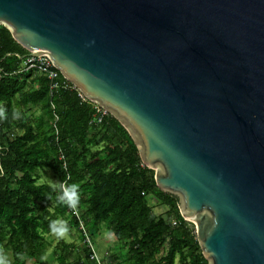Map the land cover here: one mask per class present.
Returning <instances> with one entry per match:
<instances>
[{
	"label": "water",
	"instance_id": "obj_1",
	"mask_svg": "<svg viewBox=\"0 0 264 264\" xmlns=\"http://www.w3.org/2000/svg\"><path fill=\"white\" fill-rule=\"evenodd\" d=\"M127 131L207 264H264V0H0Z\"/></svg>",
	"mask_w": 264,
	"mask_h": 264
},
{
	"label": "trees",
	"instance_id": "obj_2",
	"mask_svg": "<svg viewBox=\"0 0 264 264\" xmlns=\"http://www.w3.org/2000/svg\"><path fill=\"white\" fill-rule=\"evenodd\" d=\"M28 55L0 26V255L8 253L12 264H39L44 236L58 235L55 222L66 217L84 245L75 263L96 264L70 203L62 199L61 153L66 185L74 191L73 203L90 238L104 224L128 244L127 264H207L194 227L180 216L177 198L156 188L154 172L142 164L127 131L109 114L93 123V106L57 71L52 91L46 76L25 72ZM32 107L41 111L36 123L26 115ZM39 172L48 183H38ZM50 172L57 174L56 183ZM150 196L168 208L167 219L152 213ZM62 250L72 253L74 246L63 244ZM64 251L56 256L58 264H67Z\"/></svg>",
	"mask_w": 264,
	"mask_h": 264
},
{
	"label": "rangeland",
	"instance_id": "obj_3",
	"mask_svg": "<svg viewBox=\"0 0 264 264\" xmlns=\"http://www.w3.org/2000/svg\"><path fill=\"white\" fill-rule=\"evenodd\" d=\"M26 115L31 118L34 122L41 116V111L39 107H32L27 112ZM36 123V122H35ZM50 175L53 178L54 183L57 182V174L50 172ZM40 179L38 183H48L46 176L39 172ZM68 189V188H67ZM148 205L151 208V211L156 216H161L164 219H167L168 208L161 205L154 197H148ZM82 209V208H81ZM48 211L53 213V206H50ZM84 211V209L82 210ZM59 227V234H48L44 236L45 240V256L43 258V264H57L53 262V258L61 254L63 244H69L74 246L72 253L65 250L64 253H67V264H77L75 259V254L77 253L80 257L83 255L82 251L84 245L79 240L77 230L74 229L69 222V219L66 217L58 218L55 222ZM191 228H193V225ZM195 231V229H194ZM92 243L93 249L97 256L98 261L101 264H127L129 259L128 254V244L116 239L110 230L104 225H99V230L92 233ZM161 256L157 255V259ZM0 259L3 260L4 264H12L11 256L4 252L0 255ZM27 262V261H26ZM32 260H28L27 264H32ZM176 264H179L178 262Z\"/></svg>",
	"mask_w": 264,
	"mask_h": 264
},
{
	"label": "built area",
	"instance_id": "obj_4",
	"mask_svg": "<svg viewBox=\"0 0 264 264\" xmlns=\"http://www.w3.org/2000/svg\"><path fill=\"white\" fill-rule=\"evenodd\" d=\"M32 70L38 72L41 75L46 76V78L50 82V86H49L50 91H52L53 89L56 88L55 81L57 79V73H56V70L54 69V67H53V65H52V63H51V61L47 55H38L36 57H31L30 55H28L26 62H25V65H24V71L27 72V71H32ZM79 98L83 102H89L80 93H79ZM89 103L93 106V109L95 111L94 116H93V123L98 124L101 122L103 117L108 115V113L106 111H104L101 107L97 106L96 104H94L92 102H89ZM55 134H57L56 129H55ZM58 159L60 161L61 169L65 175V181L61 185V191L63 192L64 195H66L68 192V189H67L68 187L66 185V182L69 181L67 164H66L65 157L61 153H59ZM68 202L71 205L72 214L76 218V220L79 224V230L82 233V236L84 238V244L90 250L89 259L91 261H94L96 264H101L98 261L97 256L95 254V251L93 249V243H92V240L89 236V233L85 230L83 222L80 219V214H79L78 208L74 205L73 201L68 200Z\"/></svg>",
	"mask_w": 264,
	"mask_h": 264
},
{
	"label": "clouds",
	"instance_id": "obj_5",
	"mask_svg": "<svg viewBox=\"0 0 264 264\" xmlns=\"http://www.w3.org/2000/svg\"><path fill=\"white\" fill-rule=\"evenodd\" d=\"M0 115H3V111H2V110H0ZM17 115H18V113H17ZM62 199L70 200V201L75 202V195H74V191H73V189H68L67 194L64 195V196L62 197ZM0 264H4V262H3L2 259H0Z\"/></svg>",
	"mask_w": 264,
	"mask_h": 264
},
{
	"label": "crops",
	"instance_id": "obj_6",
	"mask_svg": "<svg viewBox=\"0 0 264 264\" xmlns=\"http://www.w3.org/2000/svg\"><path fill=\"white\" fill-rule=\"evenodd\" d=\"M27 262H28V260H27ZM27 262H26L25 264H27ZM53 262L57 263V262H56V257L53 258ZM32 264H35V263L33 262ZM39 264H43V259H42V261H41ZM57 264H58V263H57Z\"/></svg>",
	"mask_w": 264,
	"mask_h": 264
}]
</instances>
